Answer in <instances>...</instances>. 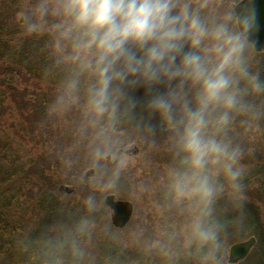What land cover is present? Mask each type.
<instances>
[{
	"label": "rangeland",
	"instance_id": "rangeland-1",
	"mask_svg": "<svg viewBox=\"0 0 264 264\" xmlns=\"http://www.w3.org/2000/svg\"><path fill=\"white\" fill-rule=\"evenodd\" d=\"M239 1L207 0L204 12L210 17L223 16L229 9L234 13L232 5ZM43 3L44 0H0V32L3 38L10 39L7 35L13 34L15 43L43 33L51 35L48 28L56 18L50 15L44 16L43 20L39 18L38 9ZM32 24L42 27L38 31H30ZM49 48L51 50V43ZM257 54L261 53L255 54L247 49L253 72L264 66V58ZM10 66L0 61V91H5V99L0 101V145H9L5 155L0 151L3 154L0 176L5 170V177L0 180V193L11 199L9 204L0 206V214L5 220L0 230V264L12 261L25 264L27 241L39 247V235L31 237V233L39 234L40 225L52 233L56 222L65 228L58 236L62 242H58L61 244L59 249L66 251L68 254L64 257L70 260L67 263L58 258L47 264H110L103 257L108 247L131 256L130 263L125 264H140L142 259L149 264H226L229 248L250 238L255 239L256 245L246 260L238 264H264V200L263 192L258 189L261 187L259 182L255 181L251 188L241 190L239 195L234 191L229 194L234 199H251L261 208V221L253 230L256 236L248 235L244 230L238 242L229 244L227 240H233V235L229 239L223 237L218 245L202 246L201 251V246L190 242L191 221L199 211L197 199L186 196L170 200L168 195L170 172L179 166V157L176 156L172 133L166 125L150 114L137 112L131 131H127L128 126L121 121L108 122V128H94L86 114L83 86L76 103L58 106L61 84L40 80L22 68ZM13 92L16 93L14 99L11 96ZM136 96L140 99L142 92ZM42 103L45 107L43 111L39 110L40 115H32L31 110ZM124 108L121 105L116 112ZM143 108L137 104L135 110ZM96 123L102 122L99 119ZM99 132H110L113 141L103 138L96 142L95 149L77 150L73 138L80 136V143L85 144L94 141V134ZM240 136L246 140L243 141L240 161L243 172H246L251 167L250 161L255 162L259 157L264 162V102L254 118L244 123ZM58 143H62L60 152L69 153L75 160L74 170L69 176L43 159ZM118 182L125 184L124 189H118ZM67 189L72 193L66 194ZM52 195L62 207H86L90 211L86 220L79 217L74 221L67 220L57 213L51 214L49 197ZM108 196L132 204L131 218L122 229L114 228L110 222L111 212L104 205ZM89 200L90 205L87 203ZM74 227L77 228L75 235L72 234ZM11 240L12 243L18 240L19 245L10 248L9 255L5 256L6 243ZM64 241H68L70 246ZM99 241L104 244L101 249Z\"/></svg>",
	"mask_w": 264,
	"mask_h": 264
},
{
	"label": "clouds",
	"instance_id": "clouds-1",
	"mask_svg": "<svg viewBox=\"0 0 264 264\" xmlns=\"http://www.w3.org/2000/svg\"><path fill=\"white\" fill-rule=\"evenodd\" d=\"M206 7L207 0H44L38 9L41 20L56 18L51 54L69 69L58 106L76 103L83 86L94 119L140 104L172 133L179 166L170 190L197 199L190 242L199 246L217 238L210 220L217 177L241 193V151L224 134L252 110L246 97L264 95L247 56L252 15L229 9L210 17Z\"/></svg>",
	"mask_w": 264,
	"mask_h": 264
},
{
	"label": "trees",
	"instance_id": "trees-1",
	"mask_svg": "<svg viewBox=\"0 0 264 264\" xmlns=\"http://www.w3.org/2000/svg\"><path fill=\"white\" fill-rule=\"evenodd\" d=\"M213 4L216 5V2L214 1ZM213 7V5H211ZM205 11V10H203ZM205 13V12H204ZM207 14V13H205ZM10 39L3 38L2 33L0 32V61H3L5 63L10 64L11 66H14L16 68H22L29 74L33 76H37L40 78V80H49L52 84L53 82L56 85L62 84L64 80L66 79L68 75V69L63 65H57L56 59L51 54L50 48L48 49L49 44L51 43V35L48 33L40 34L37 37L28 38L25 41L15 43L13 42L14 35L8 34L7 35ZM14 43V44H13ZM248 49L253 51L252 47L247 43ZM256 54V53H255ZM258 57L264 58V54H257ZM5 65V64H3ZM10 66V67H11ZM257 72L260 75V78L262 81H264V66H259ZM84 97V93H82ZM12 98H16V93H12ZM5 99V91H0V101H3ZM246 102L252 105V110L247 115H237L234 117L229 129L225 132L224 138L231 142L233 146L236 147H242L240 149L241 153H243V141L245 142V139H242L240 136L241 131L243 130V126L245 122L250 121L254 118V114L256 111H260L262 104L264 102V95L256 96V97H246ZM45 107L44 103L41 105H36L35 109L32 112V115L38 116L40 114L39 110L43 111V108ZM144 110H135L134 108H124L121 109V112H115L114 115L109 116L107 113L99 118L102 123L98 124L97 119H94L90 116V126L92 127H99L100 129L108 128L106 125L109 124L108 122H119L128 126L127 131H131L132 128L135 126V120L134 114H137V112H141L142 115H149L147 110L143 108ZM28 110V109H26ZM98 119V121H99ZM243 124V125H242ZM99 130V129H98ZM98 132V131H96ZM112 134L110 132H107L105 134L102 133H95V140L92 142H86L85 144H81L80 141L82 140V137L78 136L76 139L73 138L75 143V147L78 151L84 152L87 147L91 149L96 148V142L101 141L103 138L106 140H111L114 137H110ZM72 135H69L70 139ZM109 136V137H105ZM239 139H237V138ZM100 138V140H99ZM68 139V138H67ZM113 141V140H111ZM61 144L58 143L55 144V149H51L48 152V156H44L43 159L49 163L54 164V167L57 168L60 172L65 173L66 176H69L71 172L74 170V164L75 160L72 157V155H69V153L60 152L61 151ZM9 145L6 143L3 145H0V151L2 153H6V150L9 148ZM88 148V149H89ZM3 154L0 153V160H3L2 157ZM70 156V157H69ZM69 157V158H68ZM249 165L251 166L246 172H243L242 179L240 180L241 184V190H244L245 188H251L252 185H254V182L256 181L261 184V187L258 188L263 193V200H264V162L257 158V161L249 162ZM4 173V174H3ZM5 177V170L1 171L0 180H2ZM117 181V180H115ZM1 182V181H0ZM119 186V190L124 189V183L118 182L117 184ZM250 185V186H249ZM217 193L216 197L211 205V217L210 220L213 224L216 225V233L217 238L215 241V244L218 245V242L222 240L223 237H226L227 239L230 238V236H234L235 238L231 241L227 240L229 244H232L234 242L240 241L241 235L243 234L244 230H246V233L248 235H255L253 232L254 229H256L258 224L261 221L262 214H261V208L259 206L254 204V201L248 198H244L242 200L240 199H234L232 196H230V192L233 190L226 184L223 176L217 177ZM170 200L172 197H175L171 190H168ZM250 195V193L248 192ZM247 194V196H249ZM51 198V214L57 213L62 217H66L67 220H73L75 217H79L82 220H86L87 214L90 212L87 210L86 207H83V209H79V207H71L70 209L62 207L59 202H57L56 197L54 195L50 196ZM47 200V199H46ZM11 202V199L8 197L7 194L0 193V206L4 204H9ZM49 202V201H48ZM199 205V204H198ZM2 207V206H1ZM0 207V209H1ZM58 215V216H59ZM97 217V215H96ZM54 218V217H53ZM5 221L1 214H0V230H2L1 223ZM65 221V220H64ZM44 223H46L44 221ZM61 223V222H60ZM14 226V225H13ZM11 226L9 228L11 232ZM40 229L38 230L39 234L31 233V237L38 236L40 237V241L38 242L39 247L36 246V244H33L32 241H27L26 249H25V257L24 261L25 264H47L48 261H52L53 263L58 259L61 258L67 263H69L66 256L68 253L64 250H60V246L62 244L60 237V234L63 233L65 228H62L61 225L55 223V229L57 233L55 232V229L50 232H47L44 230V225H40ZM74 231L72 234H76V227H74ZM56 234V238H55ZM74 234V235H75ZM1 232H0V238H1ZM17 236L18 233H16ZM247 236V235H246ZM6 237V236H5ZM57 237L59 239H57ZM7 238V237H6ZM64 240V239H63ZM18 240H15V243L17 245ZM60 242V243H58ZM68 241H65V245L70 246V244H67ZM10 241H7L6 248L4 250V255H9V250L12 248ZM35 246V247H34ZM72 246V245H71ZM104 244L99 241L98 247L101 249ZM107 247V246H106ZM200 247V246H199ZM212 247V246H211ZM206 249V248H205ZM201 251H203V248L201 246ZM211 251V250H210ZM105 254L103 257L106 258L107 262L110 264H125L126 262L130 263L131 256H125L123 253L115 251L113 247L105 248ZM49 257V258H48ZM70 257V256H69ZM48 258V259H47ZM105 260V262H106ZM144 264H149L145 261V259H142ZM142 262L140 264H143ZM10 264H17V262L12 261ZM73 264V262H71Z\"/></svg>",
	"mask_w": 264,
	"mask_h": 264
},
{
	"label": "water",
	"instance_id": "water-1",
	"mask_svg": "<svg viewBox=\"0 0 264 264\" xmlns=\"http://www.w3.org/2000/svg\"><path fill=\"white\" fill-rule=\"evenodd\" d=\"M234 14L238 17L242 10H247L252 15V27L246 34V42L255 52L264 51V0H242L232 6ZM238 26V25H237ZM71 194L72 190H65ZM104 205L111 211V224L113 227L122 229L129 222L133 207L129 202L116 201L114 196L104 199ZM255 244V239L250 238L243 243H237L230 247L227 264H237L243 261Z\"/></svg>",
	"mask_w": 264,
	"mask_h": 264
},
{
	"label": "flooded vegetation",
	"instance_id": "flooded-vegetation-1",
	"mask_svg": "<svg viewBox=\"0 0 264 264\" xmlns=\"http://www.w3.org/2000/svg\"><path fill=\"white\" fill-rule=\"evenodd\" d=\"M199 207H200V205H199ZM18 238H19V236H18ZM18 242V241H17ZM10 244H11V246L12 247H15V245H16V243H15V240H14V242L12 243V240L10 241ZM18 244H19V242H18ZM14 255H15V253H13Z\"/></svg>",
	"mask_w": 264,
	"mask_h": 264
}]
</instances>
